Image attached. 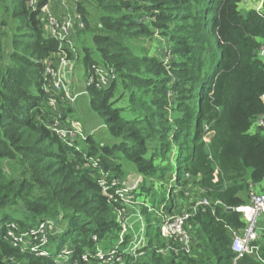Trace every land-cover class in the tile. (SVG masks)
Returning a JSON list of instances; mask_svg holds the SVG:
<instances>
[{
    "label": "trees",
    "instance_id": "trees-1",
    "mask_svg": "<svg viewBox=\"0 0 264 264\" xmlns=\"http://www.w3.org/2000/svg\"><path fill=\"white\" fill-rule=\"evenodd\" d=\"M47 1L32 8L0 0V264H99L95 251L115 244L121 229L111 181L124 185L125 161L143 178L134 190L149 196L151 209L141 207L142 255L118 248L123 264H264V230L253 242L257 255L236 258L227 226L240 230L244 222L225 209L248 204L251 188L264 191V126L251 131L256 120L264 123V0L246 11L243 0H69L82 23H75V49L88 32L99 55L83 48L85 78L98 68L109 80L85 91L111 145L92 134L68 142L52 129L72 109L61 98L49 103L44 62L63 51L78 63V51L45 33ZM155 37L165 39L167 59L151 54ZM168 183L156 198L154 185ZM202 196L211 206L190 219V252H158L169 243L159 234L158 209L178 213ZM40 221L47 255L2 238L8 222L27 230ZM67 244L68 259L59 258Z\"/></svg>",
    "mask_w": 264,
    "mask_h": 264
},
{
    "label": "built area",
    "instance_id": "built-area-1",
    "mask_svg": "<svg viewBox=\"0 0 264 264\" xmlns=\"http://www.w3.org/2000/svg\"><path fill=\"white\" fill-rule=\"evenodd\" d=\"M38 0H27L28 5L32 8ZM67 1V0H66ZM65 0H62L61 6L56 8L52 2L48 0L40 9V16L43 20V28L45 33L56 40L62 41L65 47H70L69 43L74 32L75 23L77 26L82 27V23L77 21V16H74L70 12L71 5L66 4ZM44 80L46 85L44 90L49 94V103L56 107L57 98L65 100L67 102L74 101L76 95L71 96L68 93V85L65 84V72L67 68L72 65V61L67 58V55L62 51L45 60ZM70 74V72H69ZM86 85L94 82L97 86L106 85L108 79L105 76L103 70L95 68L94 73L85 78ZM98 81V82H97ZM75 94V93H74ZM64 124V123H63ZM68 126L62 125L59 121H56L53 130L57 135L65 139L68 142H73L76 138L84 139V135L78 129L71 126L70 123H66ZM260 126H264L262 119H260ZM107 174H104V183L107 178ZM103 182H101L102 184ZM112 186L115 188L114 201H120L122 207L117 211V221L120 225V232L118 239L114 245L109 249L98 248L94 253L99 264H123V255L118 254V248L123 253L131 254L134 257L142 255L143 252H137L138 249L144 246V239L141 238L134 245L127 244L121 249V243L126 235L129 234V223L127 216V209L123 205V202H132V200H139L138 192L135 188H129L124 185H120L119 180L112 179ZM219 202L214 201V206ZM148 206V204H145ZM211 206V201L205 196L200 197L196 201L190 202V205L185 210L174 214H163L160 218L159 234L162 238L166 239L169 243L166 247L158 250L162 254L169 252L178 253L183 251L185 253L190 252L192 245V226L190 219L194 217L199 211H205L206 208ZM151 208L149 207V210ZM228 210V208H225ZM162 211V207L160 209ZM232 211L239 212L241 219L244 222V227L240 230L233 229L229 226L227 228L231 234V249L236 254V258L243 254L257 255L258 246L253 245V242L260 240L264 226L261 225L264 216V191L259 187L251 188L249 191L248 204L232 208ZM213 212V210H212ZM6 231L2 238L10 240L13 246L19 247L23 251L28 250L35 252L37 255H47V237L48 232L47 223L40 221L36 226L27 230H20V228L14 222L6 223ZM263 226V227H262ZM71 250L66 251L62 255L58 254L59 258L68 259ZM82 259L88 261V255L83 254Z\"/></svg>",
    "mask_w": 264,
    "mask_h": 264
},
{
    "label": "rangeland",
    "instance_id": "rangeland-1",
    "mask_svg": "<svg viewBox=\"0 0 264 264\" xmlns=\"http://www.w3.org/2000/svg\"><path fill=\"white\" fill-rule=\"evenodd\" d=\"M50 1L52 2L53 6L56 8H59L61 6V3H62V0H50ZM67 1H68V3H70L69 0H67ZM67 1H66V4L68 6ZM72 1H76V0H72ZM261 2H262V0H243L239 4V9L241 11H246V10L253 9V8L258 10L260 8ZM75 32H76V27H74V32L72 33V37H71V40L69 43V45L71 47L75 46V40H76V39L74 40ZM76 38L78 39V41L80 43L78 45L79 50H76L75 47L73 50H74V53L78 51V54L75 53V57L76 56L78 57V63H74L75 61H72V65H70V67L67 68V70L64 74L65 75V84L68 85V87H69V89H68L69 95H71V96L76 95V97L74 98V101H69V103L71 105L70 107L72 109V112L70 115L69 114L66 115L67 117H69L67 119V123H70L72 127H74L75 129H78L81 132V134L84 135V137H86L85 134H92L96 139L101 140L105 144L111 145L114 142V139L109 134L106 121L104 120L103 117L98 116L96 113L91 111L90 104H89V98H88L86 92H84L85 87L87 86L86 85L87 82L85 81V67L82 63V58L84 56V49L83 48L85 46H89L90 51H91V56L93 58H96V57L98 58L99 55L96 53V51H94V49L92 47V43L90 40V34L88 32L82 33L80 36H78ZM148 44L152 45L151 46V48H152L151 54L163 57V59H164V54H165V56H167L166 59L169 57V53H165V49H167L168 45H167L164 38L155 37L153 39V41L152 42L150 41ZM258 55H259V58L264 61V42L259 49ZM73 71H74L73 78L74 79H80V83L76 82V85L79 84L80 88L82 89V93L76 92V90H75L76 85L74 84L73 80H71L69 78V76L72 74L71 72H73ZM69 72H70V74H69ZM71 81H72V83H71ZM73 84L75 85V87ZM263 99H264V97H263ZM67 105L69 106V104L66 103L63 110L68 109ZM62 125L68 126V124H63V123H62ZM258 126H260V119L253 122L251 131H256L258 129ZM173 159H174V154H173ZM124 166H125V169L128 170L126 177L124 178V186L129 187V188H136L140 183H142L143 178L141 176H139L138 174H136L135 172H133L132 170H130L131 164L128 163L127 161H125ZM173 180H174V178H173ZM170 185H172V183H168V186H165L163 189H161V187H158L155 184L154 188H156L158 191V192L156 191L155 197L158 198L159 192L163 193V190L168 189ZM186 192H188V191L186 190ZM149 202H150L149 196L148 197L143 196L139 200L133 199L132 202H123V205L127 209V216H128L127 221H128V223L130 222V230L132 229V231H133L131 237L135 236V238H134L135 241H137L140 237L144 236V232H142L140 230L142 228V226L140 225V221L143 220V215L141 213V207L145 206V204H148V206L151 207ZM161 207L163 208L162 211L160 210ZM161 207L158 209V216L160 218L163 214H167L166 210L164 208V204ZM19 210H21V208ZM148 211H150V210H148ZM153 211H155V210H153ZM18 214L17 213L15 214L16 217L18 216ZM19 216H21V215H19ZM141 223L143 224V222H141ZM143 226H144V224H143ZM50 228H52V226ZM143 229H144V227H143ZM129 239H130V236H129ZM134 239H133V241H134ZM130 241H132V240H130ZM144 242H146V241L144 240ZM46 246L50 247L51 244H48ZM64 247L65 248H63L61 251H59L60 255H62L63 253H66V251L71 250L70 246L68 244L65 245Z\"/></svg>",
    "mask_w": 264,
    "mask_h": 264
},
{
    "label": "crops",
    "instance_id": "crops-1",
    "mask_svg": "<svg viewBox=\"0 0 264 264\" xmlns=\"http://www.w3.org/2000/svg\"><path fill=\"white\" fill-rule=\"evenodd\" d=\"M72 74L69 76V78L71 79V80H73V82H74V84L76 85V82L77 83H80V79H74L73 78V74H74V71L73 72H71ZM71 83H72V81H71ZM73 84V85H74ZM75 85H74V87H75ZM76 89V92H79V93H82V89L80 88V86H79V84L78 85H76V87H75ZM84 92H86V91H84ZM82 107V106H81ZM141 222H143V221H140V225L142 226V228L140 229L142 232H144V229H143V224L141 223ZM135 230V229H134ZM129 233H130V235H132V233H133V231H132V229L130 230V222H129ZM134 236V235H133ZM135 236L134 237H131V239L130 240H132V241H129V244H131V245H134V244H136L137 242H138V240H140L141 238H144V236L143 237H140L137 241H135ZM133 239H134V241H133Z\"/></svg>",
    "mask_w": 264,
    "mask_h": 264
},
{
    "label": "water",
    "instance_id": "water-1",
    "mask_svg": "<svg viewBox=\"0 0 264 264\" xmlns=\"http://www.w3.org/2000/svg\"><path fill=\"white\" fill-rule=\"evenodd\" d=\"M189 190H190V187L187 189V191H189ZM227 211H232V208H228Z\"/></svg>",
    "mask_w": 264,
    "mask_h": 264
}]
</instances>
